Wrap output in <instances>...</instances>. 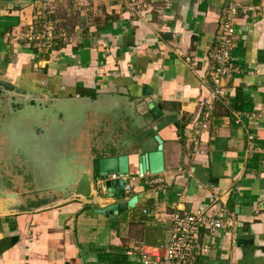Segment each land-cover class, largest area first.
<instances>
[{
  "label": "crops",
  "instance_id": "0c3cea01",
  "mask_svg": "<svg viewBox=\"0 0 264 264\" xmlns=\"http://www.w3.org/2000/svg\"><path fill=\"white\" fill-rule=\"evenodd\" d=\"M43 1L0 0V80L24 90L0 88V99L64 106L83 126L71 139L72 160L88 169L94 158L128 155L124 187L139 200L113 219L72 193L45 194L29 207L22 199L25 207L0 215V264H141L144 252L163 255L170 213L203 210L232 214L237 227L206 236L210 248L194 264H264V10L238 15L235 73L212 100V55L229 0H142L151 6L142 19L122 0H88L81 15L94 23L67 28L52 0L55 27L71 38L48 52L27 40L41 26ZM232 1L238 9L264 3ZM208 101L207 128L198 132ZM156 136L164 171L139 176L137 156L156 149ZM114 202L99 198L97 206Z\"/></svg>",
  "mask_w": 264,
  "mask_h": 264
},
{
  "label": "rangeland",
  "instance_id": "374dc122",
  "mask_svg": "<svg viewBox=\"0 0 264 264\" xmlns=\"http://www.w3.org/2000/svg\"><path fill=\"white\" fill-rule=\"evenodd\" d=\"M56 2L57 0L53 2L52 7L54 10L57 9L61 18L64 19L60 22V27H71L73 23H78L79 27H82L84 24L94 23V21L86 22L81 15L88 14L86 12L88 4L82 5L78 0H59L57 4ZM68 35L71 37L69 33ZM14 98L16 103H19L18 106L20 105L18 110H12L15 101L6 98L0 99V114L5 113L4 120H1L0 117V143L5 141V144L2 143L0 147V160L7 156L4 151L9 146L13 152L11 154L12 162H15L16 154L14 153L20 152L22 156H20L22 158L20 162L23 163L22 167L24 166L26 171L20 173L19 170L13 169L16 166H1L0 164V191L9 192L13 189V192L18 193L23 199V195L19 192L22 191L19 185L23 183L31 186L30 190L33 192L35 189H46L48 186L54 190L67 186L76 177L74 171L80 172L85 169L84 160L73 161L75 155L71 152L73 149L71 139L77 135L80 128L83 129V126L74 125V119L70 117L68 109L59 103H52L51 106L44 107L41 104H35L37 102L30 104L24 98L18 99L16 96ZM81 124H84V119ZM43 125L46 127L43 128ZM50 134L55 135L56 139L55 142L51 141L50 144H47L46 139ZM83 136L85 139L83 147L86 148L87 144L85 143L89 138L87 133ZM6 137L9 138L8 143H6ZM100 137L103 138L102 135ZM43 143L47 146L45 149ZM34 146H38V148ZM64 148L65 150H63ZM57 149L60 151L59 153L56 151ZM63 152H65L64 156ZM11 167L13 171H11ZM67 170L73 171L70 178L65 175ZM17 174L22 178L16 177ZM8 179L15 181H8ZM18 179L20 180L18 181ZM2 186L4 187L1 188Z\"/></svg>",
  "mask_w": 264,
  "mask_h": 264
},
{
  "label": "built area",
  "instance_id": "2783aa9c",
  "mask_svg": "<svg viewBox=\"0 0 264 264\" xmlns=\"http://www.w3.org/2000/svg\"><path fill=\"white\" fill-rule=\"evenodd\" d=\"M85 5L88 0H78ZM125 8L132 17L144 18L145 14L151 9V6L142 0H122ZM52 0H44L41 5V26L38 30L30 31L27 40L30 42H39L44 50L53 51L60 43H68L70 36L63 29H57L52 19L53 9L50 6ZM264 10V3L258 7L250 9H238L232 0H229L225 22L221 25V32L216 42V48L212 55L213 66L210 77L215 86L211 99L215 100L222 97L223 92L220 88L221 81L232 76L235 73V59L233 50L235 48V29L234 23L239 14L247 15L248 11L260 12ZM161 16V12L158 11ZM211 102L205 104L206 112L203 120L198 124V132L207 128L209 109ZM264 118V115L260 116ZM197 132V133H198ZM117 175L110 176V179H117ZM125 181V179H124ZM124 190L129 192L130 186H125ZM212 202H218L215 194L210 195ZM237 227V221L234 215L224 213H213L210 210L198 211L195 213H180L174 211L168 215L167 228L169 240L163 255L158 251L144 252L141 255V264H194L196 258L205 255L210 246L204 241L206 236H213L217 232H232ZM153 259L155 261L153 262Z\"/></svg>",
  "mask_w": 264,
  "mask_h": 264
},
{
  "label": "water",
  "instance_id": "95a60500",
  "mask_svg": "<svg viewBox=\"0 0 264 264\" xmlns=\"http://www.w3.org/2000/svg\"><path fill=\"white\" fill-rule=\"evenodd\" d=\"M0 88L19 95L24 92L22 88L3 80H0ZM149 94V90L146 88L144 96ZM154 139L157 144L156 149L148 153L139 152L137 156V173L139 176L145 174L159 175L164 171L163 143L157 136ZM130 170L128 155L94 158L88 169H85L81 175L69 182L67 194L72 193L71 195L80 197L86 204L95 206V213L116 219L119 214L128 209H133L139 200V196H131L130 192L124 190V179L130 175ZM68 175L70 176V174ZM112 175H117L118 178L112 180L110 179ZM99 198L114 199L115 202L100 208L97 206ZM24 206V201L18 193L0 191V215L16 212Z\"/></svg>",
  "mask_w": 264,
  "mask_h": 264
},
{
  "label": "flooded vegetation",
  "instance_id": "af4514ba",
  "mask_svg": "<svg viewBox=\"0 0 264 264\" xmlns=\"http://www.w3.org/2000/svg\"><path fill=\"white\" fill-rule=\"evenodd\" d=\"M13 107H14V109L15 110H18L19 108H20V106H18V104L16 103V102H14L13 103ZM112 116H115L116 117V115L115 114H113L112 113ZM83 146V145H82ZM12 149H11V147H7L6 148V151H4V153H5V156L6 157H4V159L3 160H0V164H1V166L2 165H4V166H16V168H13V169H17V170H19L20 171V173H24L26 170H25V167L23 166L22 167V162H20V160L22 159L21 157V154H20V152L18 153V151L17 152H15L14 154H16V157H14L15 159V162H12V157H11V154L13 153L12 151H11ZM9 153V154H8ZM18 153V154H17ZM21 156V157H20ZM11 171H13L12 170V167H11ZM41 175V174H40ZM10 177H13V175H10ZM16 177H20V178H22L20 175H18L17 174V176ZM17 180V179H16ZM20 179H18V181H19ZM8 181H15V180H11V179H8ZM8 183V182H7ZM20 187H21V190L22 191H19V192H21V194L23 195V199L25 200V202H26V207H29V206H31V204L32 203H37V202H39V201H41V199H42V197L46 194H50V195H53V193H55V192H60V193H62V194H64V193H68V191H69V189L68 188H64V187H62L61 189H59V190H54V189H48L47 190V188L46 189H35V192H33L32 190H30L31 188V186H29L28 184H25V183H23L22 185H19ZM4 186H2L1 188H3ZM6 187V186H5ZM12 191H14L13 189H11ZM19 190V189H18ZM10 191V190H9ZM38 194H42L41 196H39ZM47 197H50V196H47ZM25 207V206H24Z\"/></svg>",
  "mask_w": 264,
  "mask_h": 264
},
{
  "label": "trees",
  "instance_id": "16d2710c",
  "mask_svg": "<svg viewBox=\"0 0 264 264\" xmlns=\"http://www.w3.org/2000/svg\"><path fill=\"white\" fill-rule=\"evenodd\" d=\"M57 28V27H56ZM60 29V28H59Z\"/></svg>",
  "mask_w": 264,
  "mask_h": 264
}]
</instances>
